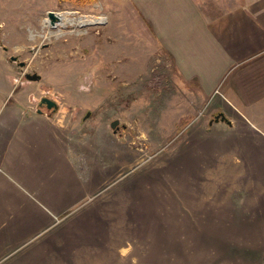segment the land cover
Segmentation results:
<instances>
[{"label": "rangeland", "instance_id": "obj_1", "mask_svg": "<svg viewBox=\"0 0 264 264\" xmlns=\"http://www.w3.org/2000/svg\"><path fill=\"white\" fill-rule=\"evenodd\" d=\"M125 9V0H0V103L18 107L12 122L28 125L22 113L47 96L77 164L92 142L116 152L103 148L92 181L64 172L60 144L0 165V264H264V136L210 125L216 100L202 107L181 90L156 37L143 45ZM49 11L105 20L57 27ZM33 72L41 80L26 78Z\"/></svg>", "mask_w": 264, "mask_h": 264}, {"label": "crops", "instance_id": "obj_2", "mask_svg": "<svg viewBox=\"0 0 264 264\" xmlns=\"http://www.w3.org/2000/svg\"><path fill=\"white\" fill-rule=\"evenodd\" d=\"M125 4L122 16L132 20V29L141 28L143 45L147 41L148 47L154 45L149 34L156 37L167 62L161 60L173 71L180 89L193 99L203 100L202 107L216 100L221 109L213 114L222 111L232 121V125L224 121L212 125L226 123L264 136V0H125ZM123 48L131 50L128 45ZM17 111L18 107L4 108L0 103V113L6 112L3 118L0 116L2 167L16 168V158L26 148L60 144L69 163V171L64 172L75 177L86 170L92 181L103 148L107 157L116 154L111 145L97 149L92 142L88 144V158L82 160L85 164L79 165L81 153L80 159L74 158V146L54 127L52 115L27 110L22 113L29 121L26 125L12 122L19 115ZM50 201L59 210L69 206L64 199L50 197ZM6 208L0 204V219L5 217Z\"/></svg>", "mask_w": 264, "mask_h": 264}, {"label": "water", "instance_id": "obj_3", "mask_svg": "<svg viewBox=\"0 0 264 264\" xmlns=\"http://www.w3.org/2000/svg\"><path fill=\"white\" fill-rule=\"evenodd\" d=\"M48 15L51 18L50 21L52 24H55V22L59 19V16L54 11H49ZM11 59L16 61L18 58H17V56H11ZM19 64L21 66H25L26 62L20 61ZM25 76L29 80H34V81H39L42 78V76L37 72L26 73ZM44 104H46V106L49 109H53L54 111L57 110V108L59 107L58 103L54 99L47 97V96L42 98L40 106H43ZM39 112H41V110H39ZM88 116H90V112H88V114L86 115V117H88ZM219 121H224V122H227L228 124L232 125V121L222 111L212 115V118L210 120V125H212L214 122H219ZM110 125L115 132H118V130L120 128V119H114L113 121H111Z\"/></svg>", "mask_w": 264, "mask_h": 264}, {"label": "bare ground", "instance_id": "obj_4", "mask_svg": "<svg viewBox=\"0 0 264 264\" xmlns=\"http://www.w3.org/2000/svg\"><path fill=\"white\" fill-rule=\"evenodd\" d=\"M59 16V21L57 23L54 24V26L57 27H65L66 23H74L77 22L78 25L83 26V25H87V24H93V23H99L104 21V17H96V16H80L77 20L70 18L67 14L65 13H58ZM48 24H50V19L47 18ZM53 26V25H52Z\"/></svg>", "mask_w": 264, "mask_h": 264}, {"label": "flooded vegetation", "instance_id": "obj_5", "mask_svg": "<svg viewBox=\"0 0 264 264\" xmlns=\"http://www.w3.org/2000/svg\"><path fill=\"white\" fill-rule=\"evenodd\" d=\"M45 97V96H44ZM43 98V97H42ZM42 98H41V101H42ZM41 101H40V103H41ZM40 103H39V107H38V109H37V111L39 112V110H41V112H39V113H45V112H47V113H49V114H55L56 113V111L57 110H53V109H49L47 106H46V104H44L43 106H40ZM58 109V108H57Z\"/></svg>", "mask_w": 264, "mask_h": 264}, {"label": "trees", "instance_id": "obj_6", "mask_svg": "<svg viewBox=\"0 0 264 264\" xmlns=\"http://www.w3.org/2000/svg\"><path fill=\"white\" fill-rule=\"evenodd\" d=\"M90 1H96V0H90Z\"/></svg>", "mask_w": 264, "mask_h": 264}]
</instances>
